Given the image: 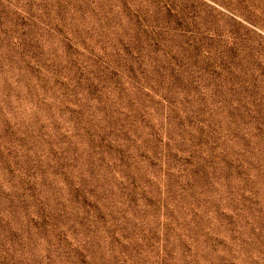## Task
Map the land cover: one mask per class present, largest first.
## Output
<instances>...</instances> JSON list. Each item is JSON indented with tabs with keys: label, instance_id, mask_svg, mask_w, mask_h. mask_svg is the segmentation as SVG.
<instances>
[{
	"label": "rangeland",
	"instance_id": "rangeland-1",
	"mask_svg": "<svg viewBox=\"0 0 264 264\" xmlns=\"http://www.w3.org/2000/svg\"><path fill=\"white\" fill-rule=\"evenodd\" d=\"M0 264H264V0H0Z\"/></svg>",
	"mask_w": 264,
	"mask_h": 264
}]
</instances>
